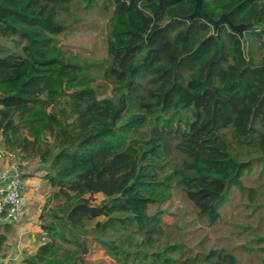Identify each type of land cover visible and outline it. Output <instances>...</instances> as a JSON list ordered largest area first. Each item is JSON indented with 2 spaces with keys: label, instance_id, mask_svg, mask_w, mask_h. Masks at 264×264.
Returning <instances> with one entry per match:
<instances>
[{
  "label": "trees",
  "instance_id": "trees-1",
  "mask_svg": "<svg viewBox=\"0 0 264 264\" xmlns=\"http://www.w3.org/2000/svg\"><path fill=\"white\" fill-rule=\"evenodd\" d=\"M84 1L112 8L100 63L60 45L73 0H0V137L52 188L22 263L89 264L95 242L119 264H239L226 248H161L149 211L174 187L209 225L234 188L256 200L244 178L264 162V0H203L240 30L190 19L195 0Z\"/></svg>",
  "mask_w": 264,
  "mask_h": 264
},
{
  "label": "rangeland",
  "instance_id": "rangeland-1",
  "mask_svg": "<svg viewBox=\"0 0 264 264\" xmlns=\"http://www.w3.org/2000/svg\"><path fill=\"white\" fill-rule=\"evenodd\" d=\"M111 15L112 8L109 12L104 10L102 2L89 8L84 0H73L71 28L67 33L57 36L61 47L73 60L81 63L104 61L108 57L107 38ZM245 45L247 48V43ZM91 74L92 78L96 77V81H92L94 85L104 83L100 71ZM114 93L113 88L108 87L107 95ZM181 160L182 155L177 154L175 162ZM32 164L36 166V160H32ZM244 183L259 188L256 200L250 202L247 191L234 188L229 201L220 209V220L214 225H209L207 218L199 217L196 207L182 188L174 187L163 201L152 205L149 211L151 214L159 213L163 220L164 234L159 242L161 248L168 241L181 243L183 248L192 252L226 248L236 254L239 264H264V162L245 175ZM27 184L31 196L37 197L44 206L52 192L49 183L35 176ZM94 197L98 202L103 198L102 195ZM97 220L92 221V226ZM93 237L92 234L88 235L90 240ZM177 257L178 254H174V258ZM87 260L89 264H119L95 242L91 245Z\"/></svg>",
  "mask_w": 264,
  "mask_h": 264
},
{
  "label": "crops",
  "instance_id": "crops-1",
  "mask_svg": "<svg viewBox=\"0 0 264 264\" xmlns=\"http://www.w3.org/2000/svg\"><path fill=\"white\" fill-rule=\"evenodd\" d=\"M0 148H4L1 137ZM33 167L32 164L26 172L28 175L25 178L24 191L28 197V206L24 220L20 223H13L0 218V234H5L7 238L0 254V264H23L24 257L38 246L37 237L41 230L40 215L46 204L43 206L37 197L31 196V191H29L27 183L35 176L41 177V173L34 176L29 175ZM29 198L32 200L29 201Z\"/></svg>",
  "mask_w": 264,
  "mask_h": 264
},
{
  "label": "built area",
  "instance_id": "built-area-1",
  "mask_svg": "<svg viewBox=\"0 0 264 264\" xmlns=\"http://www.w3.org/2000/svg\"><path fill=\"white\" fill-rule=\"evenodd\" d=\"M30 165V158L18 151L0 148V218L13 223L24 220L28 206L24 174Z\"/></svg>",
  "mask_w": 264,
  "mask_h": 264
},
{
  "label": "water",
  "instance_id": "water-1",
  "mask_svg": "<svg viewBox=\"0 0 264 264\" xmlns=\"http://www.w3.org/2000/svg\"><path fill=\"white\" fill-rule=\"evenodd\" d=\"M194 17H199L205 19L210 24L217 27L221 23H227L231 29L240 30V26H236L230 20L228 14L224 13L220 16L219 19H214L210 14H208L205 9L203 8V0H195V6L192 14L189 15V18L192 19Z\"/></svg>",
  "mask_w": 264,
  "mask_h": 264
}]
</instances>
